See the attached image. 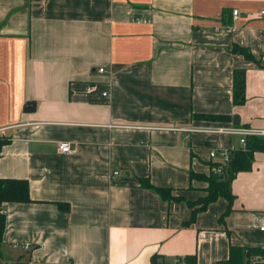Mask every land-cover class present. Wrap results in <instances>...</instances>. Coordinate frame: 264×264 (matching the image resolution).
Listing matches in <instances>:
<instances>
[{"label":"crops","instance_id":"obj_1","mask_svg":"<svg viewBox=\"0 0 264 264\" xmlns=\"http://www.w3.org/2000/svg\"><path fill=\"white\" fill-rule=\"evenodd\" d=\"M262 9L264 0H0V178L29 192L0 208V262L219 264L232 246L261 251L243 264H264V151L232 179L228 214L219 197L191 222L186 203L207 194L191 173L214 172L210 150L242 147L219 128L264 129Z\"/></svg>","mask_w":264,"mask_h":264},{"label":"trees","instance_id":"obj_2","mask_svg":"<svg viewBox=\"0 0 264 264\" xmlns=\"http://www.w3.org/2000/svg\"><path fill=\"white\" fill-rule=\"evenodd\" d=\"M231 50L242 54L245 58H252L248 48L233 45ZM245 76L243 70L233 71V88H232V100L234 104H242L245 101ZM204 119H228L229 116L214 115V114H201L194 115ZM7 142L0 136V151L3 144ZM256 151H264V137L262 136H248L246 138L245 146L237 149H232L229 161L221 166L220 172L214 170L208 176L198 175L191 173L192 177H197L207 181L206 187L207 194L200 197L196 202H189L186 200L187 205L193 210L191 222L194 220L195 215L198 212L204 211L210 203L215 202L219 197H223L227 200L228 206L225 211V215L231 210L232 200L234 195L231 191L230 183L234 176L240 171H248L252 167L253 155ZM219 162L215 163L216 167ZM146 187L154 189L163 199L167 200H185L181 196H173L171 189L157 187L151 185L149 182L145 184ZM7 202H29L28 184L25 180L0 178V208L3 203ZM195 206H198L195 209ZM6 224V215L0 209V247L3 242V234ZM260 253L258 249L247 250L240 247H230L229 258L225 262L219 264H243L244 257L250 256L251 253ZM1 254V252H0ZM257 264V263H256Z\"/></svg>","mask_w":264,"mask_h":264},{"label":"built area","instance_id":"obj_3","mask_svg":"<svg viewBox=\"0 0 264 264\" xmlns=\"http://www.w3.org/2000/svg\"><path fill=\"white\" fill-rule=\"evenodd\" d=\"M232 13H233L234 18L238 14L237 10H234ZM259 15L264 17V9L259 11ZM224 29L225 31L230 32L232 30V27L225 26ZM260 61L264 64V48L262 49L261 54H260ZM98 71L102 72L103 67H99ZM217 131L236 135L238 137V140L241 146H245L246 138L248 136L264 137V129L249 128V127H242V126H230V127H225V128H219ZM58 149L59 151L65 152V153H70V152L75 151V147H72L71 144L68 142L59 143ZM231 150L232 149H221V150L211 149L210 150L209 155L211 157H216V156L220 157L219 164L216 167H214L215 171L220 172L221 166L223 164H226L229 161ZM114 174H117V172H114ZM258 230L264 233V217L260 220V224L258 225ZM23 249L24 251H29L30 247L28 245H25ZM0 264H9V263L0 262ZM165 264H188V263L186 261V257L180 256V257H175L171 262H167Z\"/></svg>","mask_w":264,"mask_h":264},{"label":"water","instance_id":"obj_4","mask_svg":"<svg viewBox=\"0 0 264 264\" xmlns=\"http://www.w3.org/2000/svg\"><path fill=\"white\" fill-rule=\"evenodd\" d=\"M33 105V104H32ZM234 121H235V123L237 124L238 123V118L237 117H234Z\"/></svg>","mask_w":264,"mask_h":264},{"label":"rangeland","instance_id":"obj_5","mask_svg":"<svg viewBox=\"0 0 264 264\" xmlns=\"http://www.w3.org/2000/svg\"><path fill=\"white\" fill-rule=\"evenodd\" d=\"M3 254V253H2ZM3 258V257H2Z\"/></svg>","mask_w":264,"mask_h":264}]
</instances>
